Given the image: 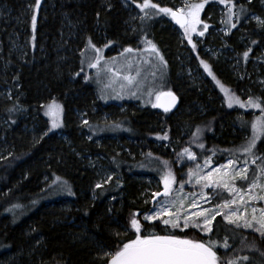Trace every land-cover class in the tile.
I'll use <instances>...</instances> for the list:
<instances>
[{
  "label": "trees",
  "instance_id": "trees-1",
  "mask_svg": "<svg viewBox=\"0 0 264 264\" xmlns=\"http://www.w3.org/2000/svg\"><path fill=\"white\" fill-rule=\"evenodd\" d=\"M40 1L46 2L48 9L44 13L41 8L37 11L33 33L37 52L30 55L27 64L9 59L5 75L0 76V85L14 91L13 97L0 98V116L10 127L0 132V139L4 137L5 146L9 148V154L0 157V262L107 264L108 257L103 256L105 252H115L118 244L122 247L123 243L135 238L136 233L130 226L133 214H138L143 234H147L145 228L164 234V226L153 222L157 226L153 229L152 224L139 217L144 210L138 200L140 185L129 179V172L140 174L144 171L142 167L147 166L145 164L151 167L154 163L162 167L160 161L164 160L172 164L171 160H167L169 156L152 148L153 143L179 141L182 146L190 145L199 159L204 160L215 152L214 160H221L229 157V152L222 150L237 148L245 136L250 135L249 127L242 129L235 113L223 103H218L215 89L211 92L200 89L185 94L174 92L179 97V105L172 113L152 114L148 109L132 104L123 107L103 105L94 87L86 80L82 53L90 45L89 41L97 47L110 45L112 50L133 48L139 41V34L137 30H129V13L119 0ZM165 2L157 5L164 7ZM0 3L15 7L14 0H0ZM235 4L236 9L243 5L245 14L253 12L254 3L235 0ZM167 7L171 8V5ZM258 15L264 19V11H258ZM68 25L73 26L75 31L71 28L67 30ZM260 31V25L251 23L238 31L236 28L231 31V34L237 32L242 40L251 41V51L247 59L243 57L241 81L237 85L232 84V79L225 72L213 71L235 94H239V88L249 86L253 78L249 76L253 62L264 64V51L254 57L258 48H264V33ZM155 32H159L161 38L154 36ZM147 33L153 41L157 40L167 63L169 82L175 87L177 78L173 60L178 41L174 32L166 27L148 25ZM185 42L188 43L187 39ZM229 47L234 48L233 42H229ZM198 52L196 47L193 56L200 62ZM253 95L264 101V92L253 91ZM53 101L61 109V126L49 131L51 125L45 113ZM191 103L196 104L195 107ZM124 108L125 111H122ZM176 111L180 114L175 117ZM34 112L38 119L35 127L30 126L28 119ZM245 115L249 121L248 114ZM104 116L120 123L126 121L129 131L117 137L135 155L133 159L117 154L113 145L106 141L97 145L85 139L86 125L81 118L92 123L100 122ZM234 121L238 124L237 129ZM197 128L201 129L203 149L188 143ZM165 133L167 140L157 139ZM98 138L101 137H93L94 140ZM128 140L139 144V149L144 152L142 157L137 155L138 147L129 144ZM257 148L258 154L264 155V139L258 141ZM90 155L108 160L119 179H112L96 189V174L84 159ZM171 167L176 173L175 164ZM145 173L158 177L156 171ZM65 182L73 195L63 190ZM14 204L22 207L8 211ZM66 206L67 210H64ZM216 221L213 222L214 233L209 236L213 239L218 237L220 241L229 237L232 245L228 249L229 256L247 255L249 260L241 264H264L263 239L251 232L234 229L220 217ZM125 230L127 235H124ZM234 233L238 234L231 239ZM176 234L208 239V236L192 230L184 233L177 231ZM253 244L254 249L251 248ZM223 251L218 249V252Z\"/></svg>",
  "mask_w": 264,
  "mask_h": 264
},
{
  "label": "rangeland",
  "instance_id": "rangeland-1",
  "mask_svg": "<svg viewBox=\"0 0 264 264\" xmlns=\"http://www.w3.org/2000/svg\"><path fill=\"white\" fill-rule=\"evenodd\" d=\"M163 1H166L164 7H167L169 4L171 5V9L173 11L183 7L185 3V0H150V2L156 4ZM119 2L121 6L129 13V30L131 32L137 30L139 34V41L132 48L134 51L132 53H124V55L122 56L121 53L124 52V49L116 48L112 50L110 48V45H103L98 47L88 45L82 53V68L84 69V75L86 77V80L94 87L98 100L103 105H116L123 107V105L125 104H132L136 105L137 107L146 108L152 114L160 113L158 108H153L151 103L148 102L149 100L155 102V96L153 95L152 97H149L147 95L149 89L155 90L156 87L160 84V80L158 79L160 69L159 61L158 59L154 58V54H150L144 51V48L146 47L144 41H153L147 33L149 25L157 26L160 28H168L170 31L174 32L178 41V50L175 52L173 60L176 66L177 82L174 87L173 83H170L168 79V68H163L164 88L162 90H170L171 92L175 93L177 91V93L179 94H185L192 91H199L200 89H203L207 92H211L215 89L218 92V94L216 95L218 103L221 105L223 103L225 107L228 108L224 100V93L221 92L220 87L217 85V81H219L220 84H222L224 87L228 89L229 87L228 85L226 86V84L223 83V79L217 78L214 75V72H216L217 70L225 72L227 75H229L230 79H232V84L234 86L237 85L238 82L241 81L240 67L242 65L243 53L249 49V43L251 42L250 40H242V38L237 34V32L231 34V31H233L235 28H231L230 25L226 22L227 7L229 5L227 6L226 4H220L216 2V0H211L210 3L205 5L204 10L201 12L200 19L202 23L197 26L198 31H202L203 24L206 23L209 25L207 31L204 32L203 36H199L195 33L192 34L193 43H195L196 47L199 49L198 58L200 62L201 60H203L209 65L213 76H215L216 78L214 80L212 76H209L208 73L204 71L202 64L198 62L197 58L193 56L192 48L188 43L185 42L186 39L184 38L183 29H177L169 21L168 15L159 13L153 15L151 19L141 21L138 17L142 16L143 13H141L140 10L136 8V3H143V0H119ZM188 2L199 3L201 2V0H188ZM14 3L15 7H10L6 3H0V76L2 77L5 75L6 70L8 69L7 61H9V59L19 62L21 64H27V59L30 57V55H33L37 52V46H34L33 44V33L35 27H33L32 25V17L33 15L37 17L38 11V8L36 7V0H14ZM41 3L42 5H39V8H41L44 13V11L48 9V6L45 4L46 2L44 3V1H40V4ZM252 3L254 4L252 7L253 12L251 14L247 13L242 15L239 21H237L235 15H233L232 22L236 23L237 25L236 31H238L239 28L242 26H248L250 23L259 25L257 23V19H255L254 17L260 18V16L258 15V11H264V3H262V0H252ZM238 10L239 8L233 9L234 12ZM146 11H150L152 13L156 12L155 9H148ZM260 19L264 20L263 18ZM69 28H71V25H68L67 30H69ZM71 29L73 32L75 31V28L73 26ZM260 29L262 31L260 32L264 33V27L260 26ZM153 35L158 38H161L159 32H155L153 33ZM156 41H153V43L156 44L157 48L161 52L160 48L158 47L159 44ZM230 41L233 42L234 48L229 47ZM96 48H99L101 50V55L103 58L100 60V63L97 65L96 68H91L89 67V64L96 62ZM70 51L71 49L69 50V52ZM263 51L264 48H258L255 52L254 57L256 58V56L262 54ZM143 59H148L149 63H143ZM128 60L132 61L131 68L128 67ZM109 67L112 69V71L106 70ZM137 70H139L140 72L139 76L136 75ZM154 71L157 73L156 77H153L151 74ZM113 73L116 74L113 75ZM124 75L134 76L136 77V79L130 85L126 80L123 79ZM249 76H253V78L250 80L249 86L239 88V94H236L243 101H246L250 96L255 97L253 95V91H256L258 93L264 92V64L259 63V61H254L251 65V72ZM6 82L7 81L5 80L4 83ZM172 88L175 89V91ZM133 92L136 93L135 96L132 95ZM117 94H120V97L113 98L116 97ZM13 96L14 91L12 89L7 86L0 85V98H11ZM186 105L188 106L189 104ZM194 105L196 104L191 103V106ZM197 108L198 107H196V109ZM228 109H231L235 113V117H237V119L238 116L241 115L246 118L247 115H245V113L248 114L249 121L253 119V115H260V111L258 109L245 110L236 106ZM122 111H125V108ZM179 114L180 111H176L174 116L176 117ZM46 118H48L51 125L52 117L46 115ZM28 119L30 120V126L35 127V124L38 120L36 113L34 112L32 115L28 116ZM58 119L60 120V112L58 114ZM84 120V118H81L82 123ZM105 122H107V124H112L114 122H117V120L112 119L109 116H104L100 122L89 123V125H86L85 128V139L87 141H93L97 145H101L103 141H106L107 144L113 145L112 148L117 154H123L126 157L133 159L135 155H133L128 148L123 146V144L117 137V135H123L129 131L126 121H122L120 123L121 128L118 130L107 129V127L105 126ZM234 124L235 127L237 126V129L238 124L235 121ZM98 125L99 128H97ZM7 129H10L8 123L4 120L2 116H0V132H4ZM125 129L127 130L125 131ZM43 133L44 132H41V134ZM240 133H242V130L240 131ZM249 134L250 135L248 136H251L250 126ZM93 137L101 138L94 140ZM128 143L134 147H138V150H136L137 155H139L140 157L144 155V152L139 149V144H136L131 140H128ZM188 143L193 145L194 148H199L197 147L196 143L193 142V138L192 141H188ZM186 147L190 148V150L195 154L194 150L190 145L182 146L179 141L155 142L152 145V148L157 150V153H160L164 156H169L167 160H171L172 164H175L176 173L174 172V175L176 176L177 183L173 185L174 188H179L180 181L182 179H187L186 174L188 172V168L190 166L194 167V163L192 161H188L186 156L183 158V161L181 163L178 164L176 162L177 153L181 152ZM8 154L9 148L5 146V141L3 137L0 139V157H6ZM210 156L212 157L213 167L226 163L228 158V156H226L221 160H214L216 159V156ZM84 159L86 160L87 164L94 170L97 177V183L107 184L108 182L104 183V181L109 175L112 176V179H119L117 172L111 167V163L108 160L100 158L99 156L91 155L85 156ZM196 162L203 164L204 160L203 158L199 159L197 156ZM152 164L153 165L151 167L148 166V164H145L147 166L142 167L143 169L141 170L144 171L141 172L143 174H135L129 172V179H131L132 181H136L140 185L138 200L141 202V205L144 206V210L139 214V217L142 221H144L143 216L145 214H149L152 210H154V204L151 196L152 192L163 190V185L160 183V173L157 171L158 166L154 165V163ZM172 164L170 163L171 166ZM254 167L255 166H252L250 164V170L254 169ZM171 168L172 170H174L173 167ZM147 171H156V175L158 177L148 175L147 173H145ZM236 183L237 185H240L242 182L237 180ZM192 190L193 189L191 184L184 185L185 194L191 192ZM223 194L225 197H227L226 192ZM158 199L162 200L163 197H159ZM256 206L264 207V201H257ZM204 207H209V205L205 204ZM63 209L67 210V206ZM191 211H195V209H192ZM218 217L223 220L221 216ZM153 222L160 224L159 221ZM189 230L201 234L196 229L191 228L185 230V232ZM240 230L251 232L260 237L258 233L250 229L246 230L241 228ZM0 264H3V262H0Z\"/></svg>",
  "mask_w": 264,
  "mask_h": 264
},
{
  "label": "snow or ice",
  "instance_id": "snow-or-ice-1",
  "mask_svg": "<svg viewBox=\"0 0 264 264\" xmlns=\"http://www.w3.org/2000/svg\"><path fill=\"white\" fill-rule=\"evenodd\" d=\"M210 2L211 0H201L199 3H189L188 0H185L183 7L173 11L169 7H159L156 3L150 2V0H143V3H136V8L143 13L142 16L138 17L141 21L151 19L153 15L159 13L170 16L183 29L184 38L187 39L195 51L196 44L193 43L192 34L203 36L204 32L207 31L208 24H203L202 31H198L197 26L202 23L200 19L201 12L204 10L205 5ZM216 2L229 5L227 7L226 22L231 28H236L237 25L232 22V17L235 15L236 20H240L241 15L245 14L243 5H239V10L234 12L233 9L237 7L235 0H216ZM248 3L251 4L252 0H248ZM262 3H264V0H262ZM39 5L40 0H36V7L39 8ZM148 9H155L156 12L146 11ZM254 18L257 19V23L261 27H264V20L257 17ZM35 24L36 16L33 15V27H35ZM144 43L146 45L144 51L154 54V58L158 59L160 65L158 77L160 84L155 90L149 89L147 92L149 97L155 96V102L151 100L148 102L151 103L153 108H163V111L167 113L175 105L177 99L170 90H162L164 88L163 68L167 67V63L153 41L145 40ZM89 44L92 46L91 41H89ZM95 50L96 62L89 64L91 68H96L103 58L101 50L99 48ZM133 51L132 48H125L121 55L123 56L124 53H132ZM250 51L251 49H248L243 53L245 59L248 58ZM142 62L147 64L149 60L143 59ZM201 64L204 71L215 80L216 78L213 76L209 65L203 60H201ZM128 67H132L131 60H128ZM106 70L112 71L110 67ZM115 74L113 73V75ZM151 74L153 77L157 76L155 71ZM136 75H140L139 70H137ZM123 79L131 85L136 77L124 75ZM217 85L220 87L221 92L224 93V100L228 108L236 106L245 110L258 109L260 111V115H253L251 121H248L242 115L238 116L242 129H247L250 126L251 136H245L244 141L237 148L222 150L228 151L229 157L226 163L216 167H213L211 156H206L203 164L196 162L197 155L190 148L186 147L177 153L176 162L178 164L183 161L185 156L188 161L194 163V167L190 166L188 168L187 179L180 181L179 188L173 187L177 183V179L170 163L166 160L160 161L162 167H158L157 171L160 173V183L163 185V190L152 192L154 210L149 214H145L143 220L152 224L153 229L157 227L153 224V221H159L164 226V234H158L147 228H145L147 234H143L142 224L137 219L138 214H133L130 219V226L136 233L135 238L123 243L122 247L118 244L115 252H105L103 256L108 257L107 264H241V262H247L249 260L247 255H228V249L232 247L229 243V237H225L223 241H220L218 237L213 239L212 236H209L210 233H214L213 222L216 221L218 216H221L234 229H250L258 233L261 239H264V207L256 206L257 201H264V155L258 154L259 149L257 148L258 141L264 139V101L259 97L252 96L243 101L238 95L220 84L219 81H217ZM132 95L135 96L136 93L133 92ZM119 97L120 94H117L113 98ZM60 111V106L54 101L47 106L45 114L52 117L49 131L61 126L58 119ZM83 124L89 125V121L84 120ZM105 126L109 130L121 128L120 122L112 124L105 122ZM97 128H99V125ZM192 137L197 147L203 149L204 144L201 142L200 128H197L192 133ZM157 139L167 140L168 135L165 133L163 136H157ZM148 155L152 156L151 153H148ZM213 155H215V152H213ZM155 159L160 160L159 157ZM250 164L255 166L254 169L250 170ZM111 180L112 176L109 175L104 183ZM237 180L242 183L237 185ZM185 184H191L193 189L187 194L184 193ZM62 187L68 195H73L71 188L66 182ZM102 187L103 184L101 183L95 185L96 189ZM225 192L227 197L230 198L224 196L223 193ZM159 197H163V199H158ZM205 204L209 205V207H204ZM21 207L19 204H14L8 211L20 209ZM192 209H195V211H191ZM216 222L219 223V221ZM190 228L196 229L204 236H208V239L199 240L186 235L182 237L176 234L177 231L183 233ZM169 229L172 231H169ZM237 234L234 233L231 239H234ZM117 235L120 234L118 233ZM124 235H127V230H125ZM241 242L243 243L244 241L242 240ZM251 248L254 249L255 245L253 244ZM218 249H223L224 251L218 252ZM103 256L101 259H103Z\"/></svg>",
  "mask_w": 264,
  "mask_h": 264
},
{
  "label": "water",
  "instance_id": "water-1",
  "mask_svg": "<svg viewBox=\"0 0 264 264\" xmlns=\"http://www.w3.org/2000/svg\"><path fill=\"white\" fill-rule=\"evenodd\" d=\"M169 21L177 28V29H179V30H181V28H180V26L178 25V24H176L175 23V21L169 16ZM175 96H176V102H175V105L171 108V110L169 111V112H167V113H172V112H174L176 109H177V107H178V105H179V97L174 93V92H172ZM159 109V111L160 112H162V113H165L164 111H163V108H158Z\"/></svg>",
  "mask_w": 264,
  "mask_h": 264
}]
</instances>
